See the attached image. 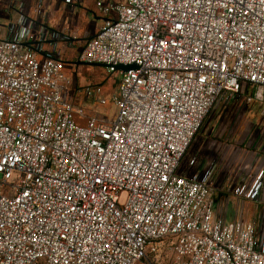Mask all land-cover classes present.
Here are the masks:
<instances>
[{"label":"built area","instance_id":"obj_1","mask_svg":"<svg viewBox=\"0 0 264 264\" xmlns=\"http://www.w3.org/2000/svg\"><path fill=\"white\" fill-rule=\"evenodd\" d=\"M97 8L104 25L72 59L135 66L113 116L102 86L67 71L68 36L27 14L0 30V264H264V206L227 221L213 168L184 158L220 96L264 110V0Z\"/></svg>","mask_w":264,"mask_h":264},{"label":"crops","instance_id":"obj_2","mask_svg":"<svg viewBox=\"0 0 264 264\" xmlns=\"http://www.w3.org/2000/svg\"><path fill=\"white\" fill-rule=\"evenodd\" d=\"M107 2V0H80V2L68 5L64 0H0V30L3 34L6 32V27L9 22L15 21L20 14H27L33 19L42 21L52 31L64 34L70 38V44L67 47L66 52H63L64 60L68 62V57L73 56L74 52L83 46L86 40L90 39L98 30L104 25L105 18L103 14L97 8L98 2ZM37 2L38 5L42 4L43 11L41 14L37 13ZM66 47L61 42L58 43V48L63 49ZM237 104H243L237 102ZM244 105V104H243ZM258 105L259 108L256 106ZM250 107L249 115L246 116L247 120L253 123L254 118H258L257 125L264 121V110L263 105L259 103H253L247 105ZM259 122V123H258ZM257 126L256 124H252ZM253 130V129H252ZM242 131V130H241ZM240 130L234 135V145L225 148L224 152L221 148L213 150L214 156L219 154L224 158L220 162L214 163L213 157L208 156V148L205 145H200L198 151L192 157L197 160V168L199 170L206 169L211 166L213 168V182L222 187L225 184L235 185L243 184L247 179V174L244 172L245 169L251 168V165L245 164V150L244 146H249V149L253 148L254 143L251 145L244 144V135ZM250 132V131H249ZM264 148V126L263 135ZM233 158L230 162L229 158ZM264 171V157L262 160ZM238 204V203H237ZM264 206L262 202H259L258 206L252 203L236 205L237 214L233 211L231 217L226 216L227 221H234L240 215L246 221H251L258 217L259 210ZM240 208V209H239ZM241 212V214H240ZM240 214V215H239Z\"/></svg>","mask_w":264,"mask_h":264},{"label":"rangeland","instance_id":"obj_3","mask_svg":"<svg viewBox=\"0 0 264 264\" xmlns=\"http://www.w3.org/2000/svg\"><path fill=\"white\" fill-rule=\"evenodd\" d=\"M121 1L123 0H107L108 3H117ZM36 5L38 6V2ZM68 62H70V64L67 65V71L75 73L78 85L80 87L88 85H100L103 87V92L106 99L108 100V104L102 109V111L109 113L110 116H113L115 114V108H113L110 98L117 91L121 73L115 72L113 69L103 66H91L85 64L77 65V58L74 57V59H72L71 55L68 57ZM256 107L259 108L258 105ZM249 111V106L237 104L236 100L232 96H220L215 101L209 114L194 136L184 158L187 159L192 157L195 153V150L198 149L199 151V146L201 144L207 146L209 157L214 156L213 150L215 148V150L221 148V150L224 152L225 148H230V145L235 144V133H237L239 130H242L241 132L244 135L243 145L248 143L251 145L254 143L253 148L251 149H249V146L243 147L245 150V164L252 166L251 168L244 170V172L247 174V179L243 185L251 187L258 181L259 183H262V189L258 201L250 202L255 206H258L259 202L264 204V175L260 177L261 172H264L262 171L264 148L262 147L263 140L261 139V136L263 135L264 121L262 120L261 123L258 122L259 125H257L258 118H254L253 123H251L250 120L246 119V116L249 115ZM252 124H256L257 126ZM221 155L217 154L213 157L215 161L214 163L220 162L222 159L224 160ZM229 161L232 162L233 158L230 157ZM232 184H225L223 187L216 184L218 188L216 189L214 200L216 205V213L218 215L231 217L233 215V211L236 210V205L240 203V208H242V204L249 203V201L237 198L232 194V187L230 188ZM235 214H237V211H235ZM244 221H246L245 217Z\"/></svg>","mask_w":264,"mask_h":264},{"label":"water","instance_id":"obj_4","mask_svg":"<svg viewBox=\"0 0 264 264\" xmlns=\"http://www.w3.org/2000/svg\"><path fill=\"white\" fill-rule=\"evenodd\" d=\"M82 64V63H77V65ZM94 66H101V65H94ZM106 68H111L113 69L115 72H126L132 68H135V66H122V65H118V66H103Z\"/></svg>","mask_w":264,"mask_h":264}]
</instances>
